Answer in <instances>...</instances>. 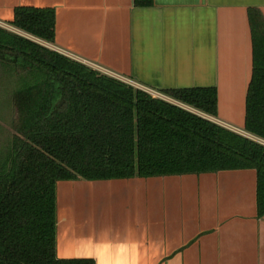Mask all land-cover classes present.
<instances>
[{
    "label": "crops",
    "instance_id": "0c3cea01",
    "mask_svg": "<svg viewBox=\"0 0 264 264\" xmlns=\"http://www.w3.org/2000/svg\"><path fill=\"white\" fill-rule=\"evenodd\" d=\"M55 11L53 42L10 23ZM264 0H0V27L264 144L244 130L248 9ZM215 87L216 116L162 93ZM254 169L56 183V255L95 264H264Z\"/></svg>",
    "mask_w": 264,
    "mask_h": 264
},
{
    "label": "trees",
    "instance_id": "16d2710c",
    "mask_svg": "<svg viewBox=\"0 0 264 264\" xmlns=\"http://www.w3.org/2000/svg\"><path fill=\"white\" fill-rule=\"evenodd\" d=\"M153 0H133L149 7ZM252 74L244 130L264 140V16L248 9ZM53 42L55 11L16 6L10 23ZM14 133L0 147V264H95L56 255V183L254 169L264 215V144L0 27ZM163 94L216 116L215 87Z\"/></svg>",
    "mask_w": 264,
    "mask_h": 264
},
{
    "label": "rangeland",
    "instance_id": "374dc122",
    "mask_svg": "<svg viewBox=\"0 0 264 264\" xmlns=\"http://www.w3.org/2000/svg\"><path fill=\"white\" fill-rule=\"evenodd\" d=\"M10 86L6 77L0 76V147L13 133L12 121L15 118L14 106L11 104Z\"/></svg>",
    "mask_w": 264,
    "mask_h": 264
}]
</instances>
